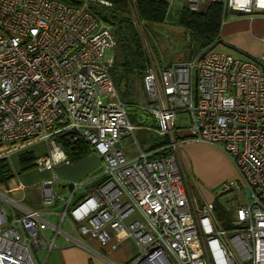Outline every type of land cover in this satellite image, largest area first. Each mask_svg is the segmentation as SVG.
I'll list each match as a JSON object with an SVG mask.
<instances>
[{
  "label": "built area",
  "instance_id": "2783aa9c",
  "mask_svg": "<svg viewBox=\"0 0 264 264\" xmlns=\"http://www.w3.org/2000/svg\"><path fill=\"white\" fill-rule=\"evenodd\" d=\"M75 2L0 0V159L44 144L47 153L35 161L38 172L51 173L41 183L44 205L62 203L61 223L102 246L115 242L116 250L132 241L138 251L132 264H264V36L258 59L208 49L160 68L150 58L145 112L156 120V133L172 142L145 153L112 76L115 57L106 59L118 40L92 11H111L114 2ZM206 3L222 4L224 21L228 12L264 16V0H187V9L200 12ZM180 115L186 127L175 139ZM129 137L140 152L134 159L124 151ZM66 140L90 147L101 169L67 184L68 199L58 191L56 172L72 165ZM181 141L221 146L230 158L238 179L222 185L218 203L188 187ZM2 199L24 215L8 217L0 208V264H40L36 253L56 245L46 236L49 221Z\"/></svg>",
  "mask_w": 264,
  "mask_h": 264
},
{
  "label": "crops",
  "instance_id": "0c3cea01",
  "mask_svg": "<svg viewBox=\"0 0 264 264\" xmlns=\"http://www.w3.org/2000/svg\"><path fill=\"white\" fill-rule=\"evenodd\" d=\"M151 1H160V0H151ZM169 3L170 9L177 8L183 10L187 7V0H163ZM211 3H206L202 6L201 10L204 11ZM227 18L224 21L223 28L221 31V40L224 41L231 48H226L230 53L235 54L232 56H239L238 58H251L258 59L261 57L263 53V43L262 38L264 36V16L259 13H255L253 16L244 15L236 12H228ZM168 24V23H167ZM166 28V27H165ZM176 36V35H175ZM181 38V37H180ZM182 40V39H181ZM183 43V41H182ZM223 47V46H222ZM231 55V54H229ZM116 84V83H115ZM149 121L147 123L153 122L157 127V122L154 118L146 117H136L135 125L139 128L142 127L144 129H148V126L138 125V123H144L145 120ZM127 139V138H126ZM126 139L123 140V145L126 142ZM167 143L164 142L162 144H157L154 147H151L147 151H143L145 153L151 152L157 149L164 147ZM206 145V144H205ZM184 150L191 156L194 161L205 162L207 164H213V162L218 163L220 160L222 164L221 169L219 171V177L208 178L207 186L208 190H203V188L199 184V180L194 176L193 172H191V165L189 161H184V165L186 169L190 171L194 180H196L197 187L199 189L200 194L198 197L202 200H207L205 195H209L210 192H214L213 189H217V187L221 186V184L229 181H234L237 179L238 175L236 173L235 167L233 166L228 155L221 149V151L216 150L214 148L200 146L203 148L204 153L200 155L198 158L194 155L192 151V147L194 144H185ZM210 146V145H208ZM10 147H6L9 149ZM26 151L22 155L26 153H33L34 156L40 157L44 156L47 153V148L44 144L35 143L30 146L24 148ZM125 151V145H124ZM182 153V162L184 153L180 147V154ZM20 155V157L22 156ZM127 156V155H126ZM128 158V157H127ZM137 158V157H135ZM97 159V160H96ZM129 159V158H128ZM134 159V158H131ZM12 161V160H11ZM99 165V160L93 154H91L88 160H83L77 165L64 166L56 169L57 175L59 177L58 187L61 189H65L67 182L70 181H81L87 178H90L97 173L94 172V166ZM14 164V163H13ZM194 164V163H193ZM11 168V178L6 180L3 183H0V186L5 187L8 191L12 189V194L15 197V202L20 204L23 209L28 211H38L44 213V217L49 221L50 227L46 231V236L49 239L55 238V248L51 251L42 250L36 253V258L40 264H132L133 258L137 255L138 251L135 247V244L132 241H125L121 244L116 250L112 249V244H108L106 246H102L97 240H90L88 238H83L79 236L77 231H75L68 222L61 223L59 218L60 211L63 207L62 203L56 204L54 207H47L43 202V192L36 197L35 199L28 198L27 190L28 189H36L41 187V183L44 180H47L51 177L50 172H32V173H24L22 174L20 158L19 163L12 166ZM13 170L15 174L19 175L22 182H19L16 186H12V181H14ZM22 174V175H21ZM60 180L62 183L60 185ZM23 183L26 185L24 190H21V185ZM67 183V184H66ZM29 186V187H27ZM9 196L0 193V208L6 212L8 217H11L13 213L17 216L24 215L23 211L20 209H16L7 204L2 197ZM12 200V198H10ZM19 200V201H17ZM14 201V200H13ZM28 202L29 206H25L24 203ZM208 202V201H206ZM209 202H213L210 201ZM2 205V206H1ZM6 207V208H5ZM54 227H60L62 232L61 234L56 235L54 231Z\"/></svg>",
  "mask_w": 264,
  "mask_h": 264
},
{
  "label": "rangeland",
  "instance_id": "374dc122",
  "mask_svg": "<svg viewBox=\"0 0 264 264\" xmlns=\"http://www.w3.org/2000/svg\"><path fill=\"white\" fill-rule=\"evenodd\" d=\"M100 11L105 12L103 10H100ZM227 17L228 16L226 15L225 19ZM165 27L172 34H174L178 37H181L183 44L186 45L185 52L182 53L181 55L174 57L173 62H185V61L191 60L196 55H198V54H195V52H193V48L191 47V45H189L190 34L187 30H184V29L178 27L175 20H168V24H166ZM111 28L113 30V33H116L115 27H111ZM139 32H140L141 37L144 41L143 44L146 47L145 49L147 52V57L149 58V62H150V58H153L155 66L160 67V68L166 67L167 65L171 64V62H170V57H171L170 44H169L168 40L164 39L162 36L155 34L149 30L144 31V29H143V30H139ZM215 51L220 52V53L235 55V54L230 53L228 50H226L222 46H218L215 49ZM112 56L115 57V64H117V65L123 64V54H122L121 50L119 49V47H117L113 51H109L106 55V59H108ZM237 57H239V56H237ZM150 64H151V62L148 64V66ZM112 75H113V79L116 82L117 90H118L122 100L130 106L129 117L131 118L132 122L135 124V119L137 116L149 118L150 115L145 112V109H148L150 107V103L147 99L145 89H144V74L143 73L140 74L136 71L129 74V73H127V71H124V69L121 68L120 70L115 69L114 72L112 73ZM121 82H122V84H121V86H119L118 83H121ZM183 117H184L183 115H180L179 120L176 122V127L178 129L177 130L178 131L177 132L178 137L175 136V139L180 138V136H181L180 131L186 127L185 124L182 122V119H181ZM151 118H153V117L151 116ZM148 121H149V119L145 120L144 123H138V125L148 126L149 127L148 129H144L142 127H139L135 132L136 138H137L139 145L143 151H147L148 149L156 146L157 144L159 145V144H162L164 142H166V143L172 142L171 136H169V137L159 136L158 133H156L157 127L152 129L155 126V124L153 122L147 123ZM134 142H135L134 138L129 137L126 139V142L124 144L125 145V154L127 155V157L129 159L138 157L140 154V152L138 150L139 148L135 145ZM187 143L194 144V146L192 147V151H193L194 155L196 156V158H198L200 155H202L204 153L203 148L200 147L201 145L206 146L207 148L208 147H210V148L215 147L214 149L219 150V151H221V146L220 147L219 146H208V145L193 142V141H187V142L181 141L180 147H181V150L183 151L185 157H183V162H182V153L181 154L179 153V161H180L181 167L183 169L184 178L188 184V187L190 189H192V187H193L194 194L196 196H198V194H200V192H199V189L196 188L197 187L196 180L193 179L190 171L188 169L184 168L185 167V165L183 164L184 161H186V160L189 161L191 168H192L191 172H193L194 176L199 180V184L203 188V190L209 189L207 184H206L208 178H210L211 182H212V178L219 177L220 174H219L218 169H221L220 164H222V163L219 160L218 163L213 162V164L209 165L205 162H198L197 160L194 161L191 158V156L184 150V148L186 147L185 144L187 145ZM1 150L5 151L6 147H3ZM25 152L26 151L24 149H19V150L13 152L12 159L9 160V163L11 164L12 169H13L14 165H16V167H17V165L19 163L20 155H22ZM168 153H169V151H168ZM88 158H89V156L87 158H85L84 160H88ZM77 164L78 163H75L72 165H77ZM94 167L95 168H94L93 173L100 172L101 171L100 161H99V165L97 163V165H95ZM35 171H37V170L33 169V170L22 172V174L32 173ZM13 176H14V181H12L13 184H12V186L9 187V189H11V187L16 186L19 182H22V180L19 178L20 176L15 174L14 170H13ZM237 179H238V177H237ZM72 182H76V181H70L67 183L69 184ZM61 184H64V183H62V181L60 180V185ZM223 184H221V186L217 187V189H213L214 192H210L209 195H205V197L207 199L205 201L209 202V200H210V201H215L216 203H218L219 199L216 197V194H218L219 191L222 189ZM23 185H25V184L23 183ZM27 187H29V186H27ZM6 190L7 189L5 187L0 186V193H3L5 195L9 196L10 198H12V200L15 201L16 199H15L14 195L12 194V189H11V191L10 190L6 191ZM58 191L65 199L69 198V196H70L69 189L58 188ZM41 192H42L41 187L36 188V189H28L27 190V196H28V198L35 199L36 197H39ZM17 201H19V200H17ZM24 205L26 207L29 206L28 202L24 203ZM231 217H233V214H231ZM225 227H228V225Z\"/></svg>",
  "mask_w": 264,
  "mask_h": 264
},
{
  "label": "trees",
  "instance_id": "16d2710c",
  "mask_svg": "<svg viewBox=\"0 0 264 264\" xmlns=\"http://www.w3.org/2000/svg\"><path fill=\"white\" fill-rule=\"evenodd\" d=\"M65 1L73 5L76 3L75 0ZM113 2L114 8L108 12H102L97 7L92 8L95 14L102 13L103 15H107L116 30L114 34L119 43L118 47L123 54V64H115L112 73L115 69L120 70L123 68L124 71H127L129 74L136 71L145 75L150 62L143 44L144 41L139 29L135 25L132 10H136L140 22L144 25V31L149 30L155 33L153 31L154 28L165 29V25L168 23V16L171 10L169 3L163 0H135V5L133 6L129 0H113ZM223 22V5L211 3L206 10L200 12L191 11L186 7L181 10L176 24L178 27L189 32V45H191L195 54H199L205 50L213 49L215 45L221 41L220 36L224 24ZM118 84L121 86L122 82ZM63 144L71 164L83 161L92 153L90 147L82 143L66 140ZM35 161L36 157L33 153L22 155L20 157L22 172L35 169ZM10 170L9 160L0 159V183L11 178ZM216 211L223 225L226 226L228 215L218 206Z\"/></svg>",
  "mask_w": 264,
  "mask_h": 264
},
{
  "label": "water",
  "instance_id": "95a60500",
  "mask_svg": "<svg viewBox=\"0 0 264 264\" xmlns=\"http://www.w3.org/2000/svg\"><path fill=\"white\" fill-rule=\"evenodd\" d=\"M180 13H181L180 9L171 8L169 16H168V20L177 21L179 19ZM96 15L102 20V22H104L105 24H107L110 27H113V23L107 15H103L102 13H97ZM153 31L156 34L162 36L164 39L168 40V42L170 44V54H171L170 62L171 63L173 62L174 57L181 55L182 53L185 52L186 45L182 43L181 38L172 34L168 29H166V28L165 29L154 28ZM218 46L231 48L224 41L221 40L220 42H218V44L215 45V47L212 50H215ZM95 185H97V184H95Z\"/></svg>",
  "mask_w": 264,
  "mask_h": 264
}]
</instances>
